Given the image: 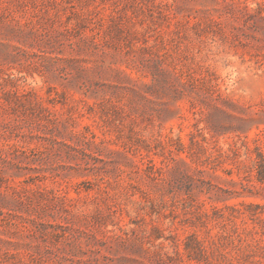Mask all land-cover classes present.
Wrapping results in <instances>:
<instances>
[{
  "label": "rangeland",
  "instance_id": "1",
  "mask_svg": "<svg viewBox=\"0 0 264 264\" xmlns=\"http://www.w3.org/2000/svg\"><path fill=\"white\" fill-rule=\"evenodd\" d=\"M0 264H264V0H0Z\"/></svg>",
  "mask_w": 264,
  "mask_h": 264
}]
</instances>
